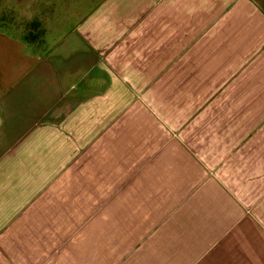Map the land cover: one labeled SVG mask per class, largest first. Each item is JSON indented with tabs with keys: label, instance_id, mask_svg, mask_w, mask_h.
<instances>
[{
	"label": "crops",
	"instance_id": "1",
	"mask_svg": "<svg viewBox=\"0 0 264 264\" xmlns=\"http://www.w3.org/2000/svg\"><path fill=\"white\" fill-rule=\"evenodd\" d=\"M28 52L0 264H264V0H103Z\"/></svg>",
	"mask_w": 264,
	"mask_h": 264
},
{
	"label": "rangeland",
	"instance_id": "2",
	"mask_svg": "<svg viewBox=\"0 0 264 264\" xmlns=\"http://www.w3.org/2000/svg\"><path fill=\"white\" fill-rule=\"evenodd\" d=\"M103 0H0V104L8 117L22 119L17 109L28 89L23 81L37 61L71 36ZM30 48V50H29ZM8 91H13L7 97ZM7 97V98H6Z\"/></svg>",
	"mask_w": 264,
	"mask_h": 264
}]
</instances>
